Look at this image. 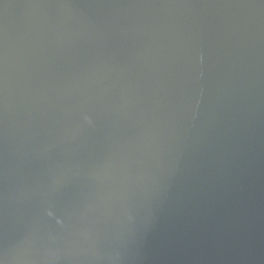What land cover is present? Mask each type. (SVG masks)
<instances>
[{
	"label": "water",
	"instance_id": "water-1",
	"mask_svg": "<svg viewBox=\"0 0 264 264\" xmlns=\"http://www.w3.org/2000/svg\"><path fill=\"white\" fill-rule=\"evenodd\" d=\"M0 264H264V0H0Z\"/></svg>",
	"mask_w": 264,
	"mask_h": 264
}]
</instances>
